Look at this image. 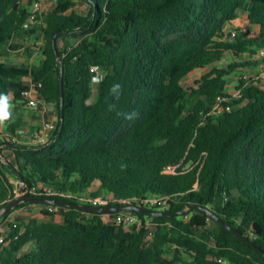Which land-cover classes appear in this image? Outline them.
I'll return each mask as SVG.
<instances>
[{"label":"trees","instance_id":"trees-1","mask_svg":"<svg viewBox=\"0 0 264 264\" xmlns=\"http://www.w3.org/2000/svg\"><path fill=\"white\" fill-rule=\"evenodd\" d=\"M22 1L0 0V94L23 102L29 78L59 122L44 145L11 143L0 126V209L16 196L7 169L24 179L27 197L91 207L88 200L102 198L109 203L95 208H121L122 200L158 196L167 200L164 212L176 214L134 211L142 224L125 228L104 217L126 209L21 203L0 224L31 205L64 220L12 225L0 264H264L260 72L240 76L241 98L227 92L232 75L264 67V56L257 57L264 51V0H55L29 29L31 12ZM78 1L90 6L86 15L74 9ZM240 12L253 30L226 38L225 26ZM37 33L41 66L4 61L21 48L17 40ZM93 66L105 72L96 90ZM3 149L14 154V164ZM168 166H178L176 173H164ZM147 218L156 225L149 242ZM33 241L36 248L21 254Z\"/></svg>","mask_w":264,"mask_h":264},{"label":"crops","instance_id":"crops-1","mask_svg":"<svg viewBox=\"0 0 264 264\" xmlns=\"http://www.w3.org/2000/svg\"><path fill=\"white\" fill-rule=\"evenodd\" d=\"M53 4L55 6V2H53ZM78 5L86 6L89 12L90 6L86 3L78 1L76 3V6ZM77 11L79 12V10ZM82 14L86 15L84 13ZM33 40L34 39L30 37L17 40L16 43L21 45V48L18 49L16 52L12 53L9 57L4 58V61L9 64H25L33 67L41 66L44 59L41 50V47L43 45V39L40 41V47L33 50L25 51V49L27 48L26 44H28L29 41L30 44H33ZM247 70L248 71L245 70L242 73H239V76L249 77V74L251 77H255L259 72H261L262 67L260 66ZM25 82L29 86L32 85V81L29 78L25 79ZM236 85L237 82L234 84V86L236 87ZM262 87L264 88V80L262 81ZM11 104L12 117L10 121L6 122L5 125L1 126L2 134L7 141L11 143L34 145L33 139L36 138L37 134L44 135L49 139V141L51 140L54 133L50 130H47L44 125L47 122H52L58 125L59 115L54 105L41 103L38 108L33 109L27 107L23 102H12L11 100ZM9 125L13 126L15 132H11L9 130ZM2 153L3 157L6 160L14 164L15 157L10 150L3 149ZM5 173L8 176L11 185L15 189L19 190L20 181L17 174L7 169H5ZM43 210L44 208L39 205L22 206L14 210L4 221L1 222L0 236H4L6 238V236L9 235L11 231L12 225L20 224L24 226L27 225L32 219H36L39 222L44 223L63 222L64 218L60 214H56L55 216L51 217L43 214ZM8 243L9 241H6L4 246H6ZM34 248H36V242H30L23 248L21 254L28 252Z\"/></svg>","mask_w":264,"mask_h":264},{"label":"built area","instance_id":"built-area-1","mask_svg":"<svg viewBox=\"0 0 264 264\" xmlns=\"http://www.w3.org/2000/svg\"><path fill=\"white\" fill-rule=\"evenodd\" d=\"M40 10H41V2L40 0H35L33 4V11L31 12V15L27 19L26 23L24 24V29H29L31 27V25L36 21L37 16L39 15L38 12ZM262 56H264V51H260L257 55V57H262ZM91 72H92V77H96L98 81V82H93V87L96 88L99 85V83L103 80L105 72L101 67H98V66H93L91 68ZM257 79L264 80V67L262 68L260 74L257 76ZM40 86L41 85L39 84L38 87ZM241 96L242 95L240 91H236L234 94V97L237 99L241 98ZM22 99H23V103L27 107L33 108V109L38 108L41 103H45L43 100L40 99L39 92L37 90V87L34 84L29 86L28 89L22 92ZM57 126H58L57 124H54L52 122H47L44 125V127L47 130H50L53 133L56 131ZM33 141H34V145H44L49 142V139L44 135L37 134L36 138H34ZM177 169H178V166H168L164 170V173L174 174L176 173ZM47 193L54 194V191L47 190ZM109 201L110 200L108 199L105 200L102 198H95V199L88 200L89 204L94 207L105 206L109 203ZM121 203H124L127 206H132L133 204H136L137 207L145 208V209H152L154 207L160 206L161 211H164L167 208V200L163 197H158V196H150V197H146L143 199L141 198L138 200H122ZM104 220L123 225L125 228L131 227L133 225L140 226L142 224V220L134 213L133 210H125L114 216L107 215L104 217ZM144 223L146 227L145 241L149 242L152 240L153 234L156 231V225L153 223V220L150 218H147ZM14 227H16V224H14ZM5 243H6L5 237L0 236V247H2Z\"/></svg>","mask_w":264,"mask_h":264},{"label":"rangeland","instance_id":"rangeland-1","mask_svg":"<svg viewBox=\"0 0 264 264\" xmlns=\"http://www.w3.org/2000/svg\"><path fill=\"white\" fill-rule=\"evenodd\" d=\"M34 2H35V0L33 2L30 1V0H23L22 1V5L27 7L29 9V11L32 12L33 11ZM40 2H41V10L38 12L39 16L46 15L48 12H50V11H52L54 9L53 2H55V0H40ZM74 9L79 10V12L84 13V14H86L88 12V8L86 6H83V5H78ZM252 30H253V28L248 24L246 15L244 13L240 12V16H239L238 20H236L232 24H227L225 26V35H226L225 37L226 38H230V37H232L234 35L235 36H239V37H243L249 31H252ZM38 34L39 33H37V34H35L33 36H30V35L27 36V37L33 38L34 42H33V44H30V41H29L28 44H26L27 48L25 49V51L33 50V49H36V48L41 46L40 45V43H41L40 41L42 40V36H40V34L39 35ZM246 71H248V70H246ZM201 75H202L201 71L192 74L190 77L185 79L184 84L186 86H193L195 84L196 80L199 79ZM248 76H250V75L248 74ZM239 77H240L239 74H236V75H232L229 78V85L227 87V92L229 94H232V93L236 92L234 84L240 79ZM95 90H96V88H95ZM94 98L95 97H93V99ZM189 166L190 165H188L187 167H189ZM15 194H16V196H15V198H16L17 195H18V189L15 190ZM186 220H188V218ZM172 252H173L172 249L169 250V252L167 254V256L169 258H171Z\"/></svg>","mask_w":264,"mask_h":264},{"label":"water","instance_id":"water-1","mask_svg":"<svg viewBox=\"0 0 264 264\" xmlns=\"http://www.w3.org/2000/svg\"><path fill=\"white\" fill-rule=\"evenodd\" d=\"M62 100H63V93H62ZM63 118V114L61 116ZM19 181H20V186H19V190H18V195L15 199L11 200L10 202H8L4 207H2L0 209V219L9 211L17 208L21 203H25V202H30V203H45V204H53V205H65V206H69V207H74V208H78V209H82V210H87V211H92V212H99V213H108V212H114V211H118L120 209H126V210H133L139 213H143V214H148V215H152V216H173L175 215L167 213V212H155L151 209H144V208H138L135 206H124L121 208H95V207H91V206H87V205H81V204H77V203H72V202H65V201H59V200H49V199H45V198H35V197H27L25 196V182L24 179L19 176ZM201 209V207H196ZM208 211V210H206ZM214 219H216L220 224H222L224 227H226L227 229H229L233 234H235L236 236H238L239 238L243 239L244 241L251 243L254 247L255 245L245 236L243 235L241 232H239L237 229H234L232 227H230L227 223H225L222 219L218 218L214 213L212 212H208ZM258 251L264 255V251H262L261 249H258Z\"/></svg>","mask_w":264,"mask_h":264},{"label":"clouds","instance_id":"clouds-1","mask_svg":"<svg viewBox=\"0 0 264 264\" xmlns=\"http://www.w3.org/2000/svg\"><path fill=\"white\" fill-rule=\"evenodd\" d=\"M93 82H98L96 77H93ZM119 85H114L112 91H116ZM11 97L7 94H0V126L5 125L12 117Z\"/></svg>","mask_w":264,"mask_h":264}]
</instances>
